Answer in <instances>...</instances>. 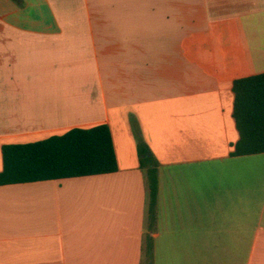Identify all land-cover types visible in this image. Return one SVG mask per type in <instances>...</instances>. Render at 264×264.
<instances>
[{
	"label": "crops",
	"instance_id": "obj_1",
	"mask_svg": "<svg viewBox=\"0 0 264 264\" xmlns=\"http://www.w3.org/2000/svg\"><path fill=\"white\" fill-rule=\"evenodd\" d=\"M264 0H0L3 147L110 127L118 170L0 185V264H264V153L234 156ZM160 162L156 215L141 169Z\"/></svg>",
	"mask_w": 264,
	"mask_h": 264
},
{
	"label": "trees",
	"instance_id": "obj_2",
	"mask_svg": "<svg viewBox=\"0 0 264 264\" xmlns=\"http://www.w3.org/2000/svg\"><path fill=\"white\" fill-rule=\"evenodd\" d=\"M233 115L240 138L232 155L264 153V73L237 79ZM141 169L145 172L151 216L156 215L160 162L145 140L138 143ZM4 168L0 185L107 174L118 170L110 127L74 128L64 135L3 147ZM149 264L154 243L150 238Z\"/></svg>",
	"mask_w": 264,
	"mask_h": 264
}]
</instances>
